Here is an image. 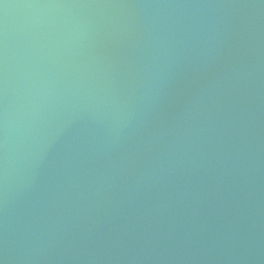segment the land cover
Instances as JSON below:
<instances>
[{"label": "water", "instance_id": "95a60500", "mask_svg": "<svg viewBox=\"0 0 264 264\" xmlns=\"http://www.w3.org/2000/svg\"><path fill=\"white\" fill-rule=\"evenodd\" d=\"M0 264H264V0H0Z\"/></svg>", "mask_w": 264, "mask_h": 264}]
</instances>
